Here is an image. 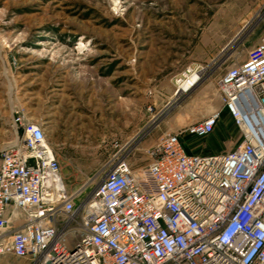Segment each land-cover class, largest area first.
I'll use <instances>...</instances> for the list:
<instances>
[{
  "label": "rangeland",
  "instance_id": "1",
  "mask_svg": "<svg viewBox=\"0 0 264 264\" xmlns=\"http://www.w3.org/2000/svg\"><path fill=\"white\" fill-rule=\"evenodd\" d=\"M263 30L264 0H0V151L21 137L17 113L42 127L79 201L117 156L139 174L162 135L221 107L217 78ZM181 139L218 153L240 134L222 109L211 133Z\"/></svg>",
  "mask_w": 264,
  "mask_h": 264
},
{
  "label": "built area",
  "instance_id": "2",
  "mask_svg": "<svg viewBox=\"0 0 264 264\" xmlns=\"http://www.w3.org/2000/svg\"><path fill=\"white\" fill-rule=\"evenodd\" d=\"M202 72L181 75L195 76L192 88ZM216 88L219 109L162 135L139 174L115 157L80 201L42 127L15 113L21 137L0 151V255L27 264H264V30ZM222 109L239 144L187 152L181 136L211 133Z\"/></svg>",
  "mask_w": 264,
  "mask_h": 264
},
{
  "label": "bare ground",
  "instance_id": "3",
  "mask_svg": "<svg viewBox=\"0 0 264 264\" xmlns=\"http://www.w3.org/2000/svg\"><path fill=\"white\" fill-rule=\"evenodd\" d=\"M185 74H188V73H185ZM185 74H182L181 78H182V77H184V78H185ZM188 75H191V77H192V80H195V76H194V75H192V74H188ZM181 78H179V79H178V81H180V80H181ZM189 81H190V80H189ZM187 87H188V91H189V89H191V88H189V83H188Z\"/></svg>",
  "mask_w": 264,
  "mask_h": 264
},
{
  "label": "crops",
  "instance_id": "4",
  "mask_svg": "<svg viewBox=\"0 0 264 264\" xmlns=\"http://www.w3.org/2000/svg\"><path fill=\"white\" fill-rule=\"evenodd\" d=\"M215 109V108H214ZM213 110V109H212ZM208 110H205V112H207Z\"/></svg>",
  "mask_w": 264,
  "mask_h": 264
}]
</instances>
